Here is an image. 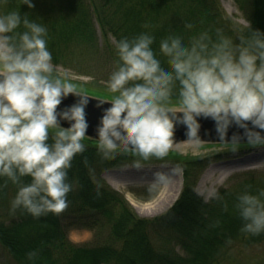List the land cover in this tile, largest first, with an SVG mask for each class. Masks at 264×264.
<instances>
[{
  "label": "clouds",
  "instance_id": "obj_1",
  "mask_svg": "<svg viewBox=\"0 0 264 264\" xmlns=\"http://www.w3.org/2000/svg\"><path fill=\"white\" fill-rule=\"evenodd\" d=\"M6 2L0 0V5ZM21 3L34 7L32 0ZM186 27L192 28L193 22ZM47 32L27 13H0V177L18 185L12 209L37 218L68 206L67 195L74 188L68 169L73 156L85 150L81 141L88 127L89 96L53 74ZM153 42L150 33L142 32L115 43L117 59L106 84L117 95L103 109L96 128L102 158H113L118 152H131L143 160L162 158L174 144L178 123L187 126V140L199 142L197 118L201 116L215 122L221 140L233 125L246 135L264 130V31L251 29L247 37L234 39L219 28L214 33L206 29L187 41L182 35L169 34L160 40L159 49L171 67L162 65ZM70 93L79 99L58 111ZM174 97L178 106L172 103ZM62 120L70 126L62 127ZM50 129L55 131L50 134ZM257 141L264 143L259 133ZM133 166L140 167L141 160ZM24 176H30L31 182L24 183ZM157 176L160 181L166 179L163 174ZM212 195L220 198L218 191ZM261 197L264 190L245 191L237 197L236 207L244 221L241 230L246 233L264 232ZM27 256L32 260L36 253Z\"/></svg>",
  "mask_w": 264,
  "mask_h": 264
},
{
  "label": "trees",
  "instance_id": "obj_2",
  "mask_svg": "<svg viewBox=\"0 0 264 264\" xmlns=\"http://www.w3.org/2000/svg\"><path fill=\"white\" fill-rule=\"evenodd\" d=\"M235 2L248 22L239 36L234 35V28L216 0H32V8L21 0H7L0 6V13L19 10L45 25L47 47L56 62L71 63L76 49H87L93 53L104 51L102 55H110L114 67L116 50L110 46L108 36L116 43L121 38L148 32L154 37V53L162 65L171 67L159 49L160 40L169 34L182 35L187 41L206 29L214 33L219 28L234 39L247 37L251 29L264 31V0H250V5L244 0ZM189 22H193L192 28L186 27ZM76 72L92 77L88 72ZM172 103L178 106L177 98ZM81 142L85 150L73 156L68 169V180L74 182V188L67 195L69 203L65 209L38 218L16 209L0 222V246L15 264H217L232 244L252 246L264 242V232L254 235L241 230L244 221L236 204L232 205L230 199L221 204L223 191L218 200L209 202L194 193L190 173L194 167L201 168L204 160L166 155L182 169L183 188L164 215L145 220L131 214L122 197L99 178L107 169L143 159L122 152L105 159L97 145ZM21 179L31 182L30 176ZM8 184L14 185L10 179ZM4 186L3 180V196ZM96 227L106 230V235L97 239L95 246L74 245L66 238L69 229ZM32 251L36 256L29 260L27 254Z\"/></svg>",
  "mask_w": 264,
  "mask_h": 264
},
{
  "label": "rangeland",
  "instance_id": "obj_3",
  "mask_svg": "<svg viewBox=\"0 0 264 264\" xmlns=\"http://www.w3.org/2000/svg\"><path fill=\"white\" fill-rule=\"evenodd\" d=\"M216 2L228 24L230 23L234 28V35L239 36L238 32L248 27V22L244 19L243 12L238 9L235 0H216ZM244 2L250 5V0ZM99 34L100 31L97 30L96 35ZM108 41L110 46L115 47L112 37L108 36ZM101 43L103 40L100 38ZM101 52L105 54L104 51ZM101 52L93 53L87 49H76L73 52L74 61L71 63L56 62L53 59V74L66 78L75 85L77 91L111 100L117 93L109 91L106 84L109 76L105 72L110 75L113 69L112 59L110 55L108 58ZM76 70L88 72L92 77L79 74ZM174 153L184 158L204 160L201 168L194 167L190 173L193 191L204 202L218 200L212 193L223 191L221 204L225 205L230 199L232 205H237V197L241 193L247 191L258 194L260 190H264V144L244 150H229L227 147H181ZM170 158V156L162 158L151 156L147 160H141L140 167L133 166L132 162L107 169L99 178L122 197L125 208L131 214L139 219L152 220L164 215L174 205L183 188V171ZM157 174H163L166 179L160 181ZM3 180L6 194L4 196L3 192L0 194L2 223L9 212L14 211L11 200L18 190L17 184H8L7 177H0V187L3 185ZM175 195H177L175 200L171 202ZM261 199L264 200V197ZM105 235L106 230L99 227L72 228L66 231L67 240L78 246H95L97 239L99 241ZM149 238L155 242L153 235ZM0 264H15L1 246ZM217 264H264V242L252 246L232 244Z\"/></svg>",
  "mask_w": 264,
  "mask_h": 264
},
{
  "label": "water",
  "instance_id": "obj_4",
  "mask_svg": "<svg viewBox=\"0 0 264 264\" xmlns=\"http://www.w3.org/2000/svg\"><path fill=\"white\" fill-rule=\"evenodd\" d=\"M85 95H88L89 103L85 107V119L88 124V127L85 132V137L82 141L97 145V132L96 128L100 122V118L103 115V109H106L111 106V100L104 99L102 97L92 95L79 91ZM79 99L78 96L74 94H69L67 97H64L61 101V104L57 106V110L64 109L65 107L71 106ZM101 101L103 103H101ZM99 105V106H98ZM178 115H182L179 113ZM200 122L199 136L200 140L197 142L195 139L187 140V126L178 123L174 128V144L172 148L169 149L167 155L175 154V151H178V148L181 147H193V146H203V147H240V146H250V145H259L264 144L257 141V133L260 135V139L264 140V130L254 129L248 135L245 134V130L238 128L233 125L228 129L227 137L224 140L219 139L215 130V122L211 118L198 117ZM62 127H69L70 122L60 121ZM252 126L249 124V128ZM51 131H55L50 129ZM237 137L235 143H233V137ZM131 153V152H129ZM132 154V153H131Z\"/></svg>",
  "mask_w": 264,
  "mask_h": 264
},
{
  "label": "bare ground",
  "instance_id": "obj_5",
  "mask_svg": "<svg viewBox=\"0 0 264 264\" xmlns=\"http://www.w3.org/2000/svg\"><path fill=\"white\" fill-rule=\"evenodd\" d=\"M203 180H205V178H204ZM176 196H177V195H175V197L172 199V201H171V202H173V201L175 200Z\"/></svg>",
  "mask_w": 264,
  "mask_h": 264
}]
</instances>
